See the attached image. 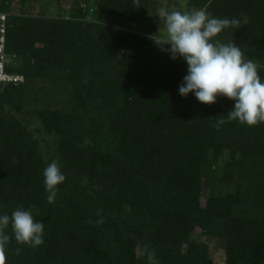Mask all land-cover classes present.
<instances>
[{"label": "trees", "instance_id": "1", "mask_svg": "<svg viewBox=\"0 0 264 264\" xmlns=\"http://www.w3.org/2000/svg\"><path fill=\"white\" fill-rule=\"evenodd\" d=\"M83 1L94 21L18 15L6 28V52L22 58L6 70L24 81L0 85V216L22 207L44 223V243L13 237L6 264H153L145 246L155 264H212L198 230L223 241L224 264H264V123L227 121V97L179 94L187 63L149 38L146 0ZM192 8L247 16L216 39L241 47L264 78V0ZM30 102L57 139L46 155L21 116ZM54 159L66 179L50 204L43 170Z\"/></svg>", "mask_w": 264, "mask_h": 264}, {"label": "clouds", "instance_id": "2", "mask_svg": "<svg viewBox=\"0 0 264 264\" xmlns=\"http://www.w3.org/2000/svg\"><path fill=\"white\" fill-rule=\"evenodd\" d=\"M163 28L149 38L171 59L182 58L187 63V75L179 86V94L187 97L194 93L205 105L217 102L220 96L233 100L234 107L227 113V121L255 126L264 123V78L259 74V65L247 58L241 47L233 41L222 43L216 37L226 28L247 25V16L240 19L214 18L204 8L179 11L161 8L158 12ZM226 123L217 121L216 127ZM47 201L56 200L58 185L66 177L58 159H54L43 170ZM99 215V214H98ZM88 223H93L88 221ZM102 225L104 219L95 222ZM11 227V235L6 229ZM44 223L34 219L30 210L17 208L11 216H0V264H6V246L14 237L17 244L38 247L44 243ZM20 249H16L19 255ZM144 254L155 264L154 253L145 246Z\"/></svg>", "mask_w": 264, "mask_h": 264}, {"label": "rangeland", "instance_id": "3", "mask_svg": "<svg viewBox=\"0 0 264 264\" xmlns=\"http://www.w3.org/2000/svg\"><path fill=\"white\" fill-rule=\"evenodd\" d=\"M1 1V0H0ZM147 6V17L159 31L161 25L158 12L161 8L167 9L169 11L179 10L186 11L189 9L190 0H146ZM79 9H82L84 14L83 17L78 16ZM95 11V10H94ZM94 11L89 7L83 0H7L5 4V9L0 10V14L6 16V28L10 19L18 15L25 16H46L52 19H79L84 22L94 21ZM156 32V33H157ZM1 35V32H0ZM6 36V35H5ZM6 50V45H5ZM7 66L13 67V69H18L22 66V58L18 54H10L6 52ZM18 74V73H17ZM43 84L42 81L38 82L37 85H34L35 92H43L40 90L41 87L45 88L46 84ZM48 102H50L48 100ZM38 107L42 108L41 103H27L24 106L23 117L25 124L28 125V128L35 133L37 136L40 148L44 155L54 148L56 145V136L48 134L40 121V119L35 114V109ZM228 156L225 155L223 160ZM193 239L201 242H205L209 245V254L212 264H224L226 261L224 243L220 239L212 238L203 235L200 230H198L194 235Z\"/></svg>", "mask_w": 264, "mask_h": 264}, {"label": "built area", "instance_id": "4", "mask_svg": "<svg viewBox=\"0 0 264 264\" xmlns=\"http://www.w3.org/2000/svg\"><path fill=\"white\" fill-rule=\"evenodd\" d=\"M6 16L0 14V85H7L10 83L19 84L24 81V76L16 73H9L6 70Z\"/></svg>", "mask_w": 264, "mask_h": 264}]
</instances>
